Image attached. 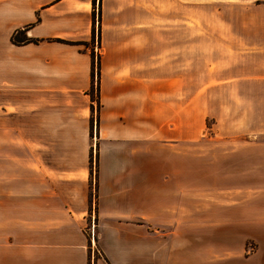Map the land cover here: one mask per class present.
I'll list each match as a JSON object with an SVG mask.
<instances>
[{"label": "crops", "instance_id": "0c3cea01", "mask_svg": "<svg viewBox=\"0 0 264 264\" xmlns=\"http://www.w3.org/2000/svg\"><path fill=\"white\" fill-rule=\"evenodd\" d=\"M190 2L0 0V264H264L255 186L193 211ZM235 13L216 88L264 97V0Z\"/></svg>", "mask_w": 264, "mask_h": 264}, {"label": "rangeland", "instance_id": "374dc122", "mask_svg": "<svg viewBox=\"0 0 264 264\" xmlns=\"http://www.w3.org/2000/svg\"><path fill=\"white\" fill-rule=\"evenodd\" d=\"M190 3L193 110L200 115L207 114L206 127L199 128L198 116L193 113L191 159H186V166L190 165L193 170V211L198 210L201 193L217 191V187L233 190L227 187L230 185H237L241 193L246 192L248 186H255L254 205L259 209L264 206V192L260 191L264 186V128H261L264 97H235L231 95L230 86L216 88L215 65L212 64L216 45L233 39L226 24L232 18L238 19L235 12L252 7L254 0H191ZM216 25L220 26L218 32ZM96 87L94 82L92 88ZM92 132H95L94 119ZM157 165V161H153L152 166ZM96 168L95 146L92 169ZM237 170L253 172L237 175ZM231 171L237 174L232 175ZM254 245L249 244V247Z\"/></svg>", "mask_w": 264, "mask_h": 264}, {"label": "trees", "instance_id": "16d2710c", "mask_svg": "<svg viewBox=\"0 0 264 264\" xmlns=\"http://www.w3.org/2000/svg\"><path fill=\"white\" fill-rule=\"evenodd\" d=\"M26 29L25 30H19L17 31L16 33L13 34L12 36V41L16 44H23V43H29V42H33L34 40L32 38H29L26 36ZM92 57H93V67H92V76H93V81L95 79V75L98 74V77L100 75V60H96L95 58V54L94 52L92 51ZM94 83V82H93ZM93 89V88H92ZM92 97L94 98V94H93V91H92ZM94 107L92 106V109ZM93 124V122H92Z\"/></svg>", "mask_w": 264, "mask_h": 264}, {"label": "built area", "instance_id": "2783aa9c", "mask_svg": "<svg viewBox=\"0 0 264 264\" xmlns=\"http://www.w3.org/2000/svg\"><path fill=\"white\" fill-rule=\"evenodd\" d=\"M90 229H91V238L93 240V237H94V229H95V219L93 217H92V220H91Z\"/></svg>", "mask_w": 264, "mask_h": 264}]
</instances>
